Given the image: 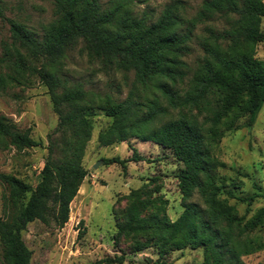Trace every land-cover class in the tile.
<instances>
[{
    "label": "trees",
    "instance_id": "16d2710c",
    "mask_svg": "<svg viewBox=\"0 0 264 264\" xmlns=\"http://www.w3.org/2000/svg\"><path fill=\"white\" fill-rule=\"evenodd\" d=\"M53 2L56 18L42 26L41 39L24 24L8 20L10 41L2 45L0 90L29 86L30 76H35L47 89L57 125L47 135V155L35 186L0 172V183L6 187L0 264H30L32 251L22 238L28 223L38 220L59 229L68 221L71 202L88 174L82 158L92 135L88 116L94 109L112 118L98 134L99 145L138 138L169 149L183 164L177 174L183 206L179 216L173 220L166 214L167 200L162 196L145 198L131 190L125 196V222L118 226L115 243L123 235L146 236L148 240L133 251L153 244L160 256L201 247L204 264H244L242 256L264 251V239L252 236L263 223L264 207L246 219L222 198L226 194L251 204L261 194H236L241 180L223 178L216 170L223 163L212 156L224 132L251 126L264 102V60L256 57L257 44L264 42L260 28L264 0H203L189 19L177 13L175 4L168 5L150 23L120 2L110 8H103L101 0ZM0 17L4 19L1 8ZM219 20L224 22L221 29L204 26L199 40L203 56L190 68L185 56L194 28ZM79 43L81 51L104 66L133 71L147 94L132 90L117 101L81 85H68L53 65ZM151 86L154 90L148 92ZM170 111L176 115L165 119ZM0 139L19 150L42 146L4 116ZM103 160L126 169L127 161L145 158L134 151L130 159ZM195 193L203 206L191 201ZM124 259L121 254L88 264H120Z\"/></svg>",
    "mask_w": 264,
    "mask_h": 264
},
{
    "label": "rangeland",
    "instance_id": "374dc122",
    "mask_svg": "<svg viewBox=\"0 0 264 264\" xmlns=\"http://www.w3.org/2000/svg\"><path fill=\"white\" fill-rule=\"evenodd\" d=\"M202 1L101 0V3L103 8H110L120 2L131 9L134 16L144 17L150 23L161 15L166 6L173 4L183 18H192ZM0 8L4 14V19L0 17V56L3 43L10 41L8 20L24 24L33 36L41 39L42 26L56 18L53 0H0ZM205 25H215L221 29L224 22L199 23L194 28L189 53L185 56L190 68H194L203 56L199 40L204 34ZM260 28L264 31V18ZM80 48L81 43L70 48L65 57L53 65L58 76L68 85H81L84 90L108 94L117 101L124 100L132 90L139 96L147 94L136 81L133 71L104 66ZM256 57L264 60V42L257 44ZM30 82L29 86L10 85L0 90V116L9 119L18 130L28 131L33 139L42 142V146L19 150L0 139V172L13 174L35 186L40 180L47 155V135L56 127L57 115L52 110L46 87L35 76H30ZM153 90L151 86L148 92ZM175 115L176 111H170L165 119ZM88 119L93 129L82 158V165L88 174L70 205L69 219L62 228L48 227L38 220L27 224L22 238L32 251L30 264H88L121 254L125 259L120 264H204L201 247L170 250L160 256L153 244L133 251L140 242L148 240L146 236L123 235L115 243L118 226L125 222L128 205L125 196L131 190H139L145 198L162 196L167 200L166 214L173 220L179 216L183 206L177 174L183 164L169 149L138 138L101 146L98 134L111 124L112 118L104 110L94 109L90 111ZM244 120L245 117H242L241 122ZM134 151L145 160L127 161L126 169L115 163H104V158L115 156L130 159ZM212 156L223 163L216 168L223 178L236 182L241 180L236 194H261L251 204L222 194V198H227V203L235 207L238 215L248 219L264 207V102L251 126L224 132L213 148ZM99 161L100 164L93 168ZM151 178H156V181H150ZM254 183L260 187L257 189ZM4 194L6 187L0 183V216L3 215ZM191 201L203 206L197 193ZM151 211L153 209L147 212ZM252 236L264 239V220ZM241 260L244 264H264V251L242 256Z\"/></svg>",
    "mask_w": 264,
    "mask_h": 264
},
{
    "label": "water",
    "instance_id": "95a60500",
    "mask_svg": "<svg viewBox=\"0 0 264 264\" xmlns=\"http://www.w3.org/2000/svg\"><path fill=\"white\" fill-rule=\"evenodd\" d=\"M100 162H101V161L97 162V163L93 166V168H96V167L100 164Z\"/></svg>",
    "mask_w": 264,
    "mask_h": 264
},
{
    "label": "bare ground",
    "instance_id": "6f19581e",
    "mask_svg": "<svg viewBox=\"0 0 264 264\" xmlns=\"http://www.w3.org/2000/svg\"><path fill=\"white\" fill-rule=\"evenodd\" d=\"M75 199H76V197H75ZM73 201H74V199H73ZM73 204V202H71V205Z\"/></svg>",
    "mask_w": 264,
    "mask_h": 264
}]
</instances>
